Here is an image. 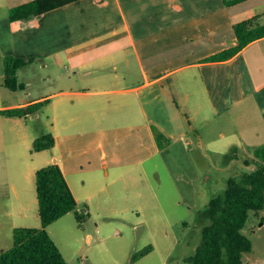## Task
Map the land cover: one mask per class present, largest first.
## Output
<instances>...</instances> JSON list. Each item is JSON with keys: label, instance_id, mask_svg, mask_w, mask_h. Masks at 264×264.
<instances>
[{"label": "crops", "instance_id": "1", "mask_svg": "<svg viewBox=\"0 0 264 264\" xmlns=\"http://www.w3.org/2000/svg\"><path fill=\"white\" fill-rule=\"evenodd\" d=\"M29 1L0 0V84L4 57L34 59L17 72L25 97L6 96L0 110L44 102L33 115L0 116V253L12 246L14 229L41 226L39 168L60 167L78 211L80 172L88 174L83 185L98 184L97 164L108 154L130 150L132 163L123 166L129 171L158 156L192 209L201 176L189 135L196 150L207 136L231 153L264 146V37L227 60H209L236 45L234 24L256 15L264 24V0L230 7L223 0H79L11 21L10 8ZM49 60L52 72L42 80L51 91L33 95L28 69ZM42 109L47 131L35 133ZM47 133L54 146L32 152ZM142 152L144 158L132 156ZM67 215L75 218L68 213L54 223Z\"/></svg>", "mask_w": 264, "mask_h": 264}, {"label": "rangeland", "instance_id": "2", "mask_svg": "<svg viewBox=\"0 0 264 264\" xmlns=\"http://www.w3.org/2000/svg\"><path fill=\"white\" fill-rule=\"evenodd\" d=\"M52 69L50 60L45 68L37 64L34 70L28 69V76L35 78L30 88L33 95L51 91L50 82L42 78ZM0 85V103L6 96H17L18 101L25 97L24 90L14 92ZM39 118L43 123L35 127V133L46 130L44 109ZM189 139L191 158L201 176L195 183L196 208L189 209L181 202L177 183L172 182L158 156L129 171L131 168L123 166L130 158V150L108 154L107 163L97 164L98 184L87 180L83 185L82 178L88 174L80 172L77 184L82 198L78 212L84 214L83 221L79 224L67 215L49 230L67 264H187L186 259L194 255L201 241L205 222L201 221L200 212L212 197L226 189L229 179L238 180L262 164L253 150H221L216 137L207 136L203 150L195 149V135H189ZM211 143L218 144V149ZM132 156L140 159L146 154ZM205 175L210 177L208 181ZM242 233L250 239L252 249L243 254L241 264H264V209L249 212ZM147 246H151V251L132 259Z\"/></svg>", "mask_w": 264, "mask_h": 264}, {"label": "trees", "instance_id": "3", "mask_svg": "<svg viewBox=\"0 0 264 264\" xmlns=\"http://www.w3.org/2000/svg\"><path fill=\"white\" fill-rule=\"evenodd\" d=\"M79 0H31L9 10L11 21L27 20L58 9ZM247 0H223L227 7ZM259 15L233 25L236 45L209 58L223 61L231 58L250 42L264 37V24L257 22ZM34 61L13 56L3 58V86L10 91L24 90L17 72ZM44 102L26 107L0 110V116L25 117L35 114ZM54 146L50 133L37 137L32 152L49 150ZM262 164L250 174L238 180L229 179L226 189L212 197L200 212L205 222L201 229V241L187 264H241L244 253L252 249L250 239L242 233L249 212L264 209V146L253 150ZM35 191L39 228H16L12 232V246L0 253V264H67L59 248L50 238L47 227L68 213H73L80 224L84 214L76 211L77 203L60 167L49 164L35 172ZM151 251L147 246L133 255V260Z\"/></svg>", "mask_w": 264, "mask_h": 264}]
</instances>
